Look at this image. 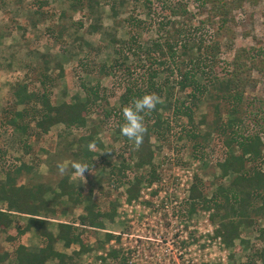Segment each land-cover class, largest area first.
Wrapping results in <instances>:
<instances>
[{
    "label": "rangeland",
    "instance_id": "1",
    "mask_svg": "<svg viewBox=\"0 0 264 264\" xmlns=\"http://www.w3.org/2000/svg\"><path fill=\"white\" fill-rule=\"evenodd\" d=\"M110 1L100 0V16L104 26L117 28L118 38L128 39L127 23L122 20L133 16L145 24L139 33V41L143 47L150 46L153 41H165L166 31L162 27L159 28V23L168 20V15L156 1L149 10L142 0H129L125 6L119 7L116 19L110 15ZM31 2L32 0H0V108L12 101L9 85L15 81H26L30 88H39L38 74L44 71L45 67L44 58L40 55L42 53L51 57L49 72L55 79L51 88L52 101L71 99L76 92H82V83L88 86L98 85L99 92L105 95L108 101V104L98 101L88 117L90 125H99L98 137L104 146L99 155H94L95 163L92 167L85 168L82 173H71L70 179L83 191L93 188V200L101 210L107 208L110 200L117 199V212L112 222L105 220L104 229H85V240L89 249L80 256V260L87 263L98 262L97 256L104 252L99 245L105 240V232L110 231L119 235V239L105 241L104 247L111 244L119 248L129 264H260L259 261L253 260L256 258L255 253L264 248V241L259 234V228H264V216H254L253 225L246 222L241 225L232 245L228 247L222 237L214 236L219 222L211 221L209 212L197 208L188 215V188L194 174L201 178L206 195H210L214 190V183L220 176L217 164L224 157V147L221 139L208 127L214 118L213 101L206 99L207 96L202 97L194 114L197 133L200 136H204L207 131L212 133L203 148H194L192 141L183 135V129L191 127L185 117L175 115L172 109H159L162 120L167 122V128L163 137L151 139L155 150V173L158 178L150 184L142 183L140 197L128 203L123 194L125 186L115 181L119 174H110L112 165L117 166L121 157L129 156L125 146L126 140L115 133L114 117H104V113L113 106H119L118 95L127 81L138 85L144 83L153 64L144 60L139 62L140 53L134 55L126 50L128 59L123 62L124 67L118 71L113 70L111 75L100 73L98 65L103 62L109 64L117 55L112 46L105 45L100 40L97 32H89L88 25L93 21V16L82 7L74 9V0H49L45 7L46 14L40 18L26 7ZM188 2L194 17L190 25H183L182 28L185 32L189 31L191 37L200 36L210 42L214 31L208 25L198 26L199 20L204 19V9L198 1ZM75 37H78V40ZM217 38L222 45L221 59H230L241 46L247 47L255 54L264 55V0L246 2L243 8L238 10L235 21L231 23L225 35ZM82 39L98 45L94 49H89L86 45L79 48ZM181 55L179 57L182 58ZM53 57L61 61L62 73L54 64ZM260 57L257 56V59ZM126 65H130L131 69H125ZM183 65L180 59H175L171 65L174 74L168 78L169 86L174 87V96L182 98L185 95L175 85L174 80L179 79L177 68L182 69ZM253 74L259 80L255 87L247 89L245 96L246 100L254 102L253 110H256L259 101L264 103V71L261 74L254 70ZM158 78L163 80L165 75L160 73ZM168 89L167 87L165 90ZM158 98L159 102L164 103L163 95ZM202 116L204 123L199 122ZM222 117L228 118L225 110ZM5 119L3 115L0 117V151L5 150L1 155L0 177L4 175V170L24 162L31 166V169L29 172L24 170L19 181L55 185L72 164L69 146L80 130L67 129L63 125L53 126L47 134L33 139L35 142H30V150L25 153L21 147L28 138L13 136L18 132L12 131L10 125L4 124ZM244 123V132L257 129L248 118ZM29 134H35L31 126L28 129ZM262 138L264 140V134ZM59 164L64 166L63 171L58 168ZM262 169L264 170V164ZM65 206L67 209L64 211L62 206L57 207L60 208L57 219L49 223L48 227L53 232H56L57 220L75 221L79 225L77 218L82 213V205L69 203ZM16 220L18 224L25 222V218L21 216ZM10 231L15 234L14 229ZM19 241L28 245H39L43 242L34 230L15 240L7 239V233L0 231V251L12 250ZM77 248L78 245L74 244L66 251L71 252ZM57 249L65 250L61 242L57 243ZM46 264L55 262L48 261Z\"/></svg>",
    "mask_w": 264,
    "mask_h": 264
},
{
    "label": "trees",
    "instance_id": "2",
    "mask_svg": "<svg viewBox=\"0 0 264 264\" xmlns=\"http://www.w3.org/2000/svg\"><path fill=\"white\" fill-rule=\"evenodd\" d=\"M128 1L111 0L108 3L113 19L118 17L119 7L125 6ZM154 1L168 15V20L159 23V28L162 27L166 31L167 38L163 43L153 41L150 46L143 47L139 41V33L144 29L142 20L133 16L123 19L122 22L127 23L128 39L122 40L117 37V28L103 25L99 11L100 0H74V9L82 7L93 16V21L88 25L89 32H97L100 40L105 45L112 46L117 55L109 64L103 62L98 65L100 73L111 75L113 70L118 71L124 67L123 62L128 59L126 50L134 55L140 53L139 62L144 60L153 64L147 73V80L140 85L127 81L118 95L119 106H113L104 113V117H114L115 133L126 140L125 146L129 152V156L121 157L117 166H111L110 174H119L115 181L125 186L123 194L128 203L140 197L142 183L150 184L158 178L155 173V150L151 139L163 137L167 128V122L162 120L159 109H172L175 115L187 119L191 127H185L183 135L192 141L194 148H203L212 134L211 131L215 132L224 147V157L217 164L220 176L214 183V190L210 195H206L201 178L194 174L188 188L187 211L188 215L197 208L209 212L210 220L219 222L214 236L222 237L225 245L229 247L241 225L245 222L253 225L254 216H264V103L259 101L256 110H253L254 102L246 100L245 96L247 89L255 87L259 80L253 74L254 70L261 74L264 71V55L255 54L247 47L241 46L230 59H221L222 45L217 38L225 35L231 23L235 21L238 10L252 0H195L200 2L205 14L204 19L199 20L198 26L208 25L214 31L210 42L200 36L193 38L189 31L185 32L182 28L183 25H190L194 17L189 10L188 0H142L149 10ZM48 2L49 0H32L26 7L43 18ZM180 19L184 22L181 20L182 23L178 24ZM75 39L78 40V37ZM83 45L94 49L98 44L82 39L78 47L82 48ZM40 55L44 58L45 67L44 71L38 74L39 88H30L26 81H15L9 85L12 101L0 108V117L5 116L4 124L10 125L12 131L18 132L13 136L28 138L21 147L25 153L30 150V142H35L33 139L47 134L53 126L63 125L67 129L80 130L69 146L72 164L79 162L92 167L95 163L94 155H99L104 145L98 137L99 125H90L88 117L98 101L107 104L108 101L105 95L99 92L98 85L88 86L85 83L81 84L82 92H76L71 99L52 101L51 88L55 79L49 72L51 57L44 53ZM140 56L144 58L141 59ZM257 56L261 57L257 59ZM53 59L62 73L61 61L55 57ZM175 59H180L184 64L182 69L177 68L179 79L174 80L175 85L185 95L184 98L174 96V87L169 86L168 78L174 74L171 65ZM125 69L130 70L131 66L126 65ZM160 73L165 75L163 80L158 78ZM167 87L168 91L165 90ZM146 93L155 94L157 97L163 95L164 103L158 102L151 112L144 115L146 132L142 142L136 145L121 134L122 108L131 105L135 98ZM205 96L213 101L214 118L208 124L211 131L200 136L197 127H194V114L198 102ZM224 110L228 115L226 119L222 117ZM246 117L257 127L255 131H243ZM1 122L2 120L0 127ZM199 122L204 123V116ZM30 126L36 135H28ZM4 153L5 150L0 151V163ZM72 164L55 185L19 181L24 170L29 172L31 169V166L24 162L4 170V175L0 177V231L7 233V239L15 240L34 230L43 242L39 245H28L19 241L12 250L0 251V264H45L48 261H54L55 264H129L119 248L114 245L104 247L105 241L119 239V235L110 231L105 232V240L99 245L104 252L97 256L98 262L87 263L80 260V255L89 249L85 240V229H104L105 220H114L118 201L110 200L106 209H99L93 200V188L83 191L71 181V173L77 171ZM146 167L149 170L145 171ZM118 187L117 185L116 188ZM69 203L82 205V213L77 218L79 225L75 221L58 220L57 230L53 232L48 227L50 219H57L60 209L57 207L62 206L64 211L67 209L65 204ZM20 216L25 218L23 224H18L16 220ZM12 229L15 234L10 231ZM259 234L264 241V228H259ZM58 242H61L65 249L72 244L78 245V249L71 252L57 249ZM255 257L253 261L264 264V248L257 251Z\"/></svg>",
    "mask_w": 264,
    "mask_h": 264
},
{
    "label": "clouds",
    "instance_id": "3",
    "mask_svg": "<svg viewBox=\"0 0 264 264\" xmlns=\"http://www.w3.org/2000/svg\"><path fill=\"white\" fill-rule=\"evenodd\" d=\"M158 102L159 98L155 94L146 93L135 98L131 105L123 107V123L120 125L121 134L126 136L130 141H133L136 145H139L146 132L144 115L151 112ZM72 167L80 173L87 168L86 165L79 162H73ZM58 168L63 171L64 166L59 164Z\"/></svg>",
    "mask_w": 264,
    "mask_h": 264
},
{
    "label": "crops",
    "instance_id": "4",
    "mask_svg": "<svg viewBox=\"0 0 264 264\" xmlns=\"http://www.w3.org/2000/svg\"><path fill=\"white\" fill-rule=\"evenodd\" d=\"M52 220H54V219H50V221H52ZM57 221H58V220H57ZM56 230H57V226H56ZM30 231H31V230H30ZM32 231H33V230H32ZM24 243H25V242H24ZM73 245H74V244H72L71 246H73ZM71 246H70V247H71ZM70 247H68V248H66V249H69ZM66 249H65V250H66ZM77 249H78V248H77ZM81 255H83V254H81ZM81 255H80V256H81ZM45 264H46V263H45Z\"/></svg>",
    "mask_w": 264,
    "mask_h": 264
},
{
    "label": "built area",
    "instance_id": "5",
    "mask_svg": "<svg viewBox=\"0 0 264 264\" xmlns=\"http://www.w3.org/2000/svg\"><path fill=\"white\" fill-rule=\"evenodd\" d=\"M113 240V239H112ZM112 240H110V242L112 241ZM111 245V244H110Z\"/></svg>",
    "mask_w": 264,
    "mask_h": 264
}]
</instances>
